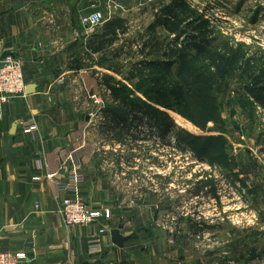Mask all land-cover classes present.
I'll return each instance as SVG.
<instances>
[{
  "label": "rangeland",
  "instance_id": "rangeland-1",
  "mask_svg": "<svg viewBox=\"0 0 264 264\" xmlns=\"http://www.w3.org/2000/svg\"><path fill=\"white\" fill-rule=\"evenodd\" d=\"M173 1L78 0L71 11L81 24L101 13L103 24L88 29L98 34L111 18L128 22V34L120 36L111 53L83 64H95L101 80L149 105L154 103L142 86L143 72H169L187 91L186 104L170 113L173 132L143 120L133 127L138 144L132 137L123 143L115 137L102 147L131 152L141 146L159 158V167L149 160L129 192L157 197L163 229L167 236L175 233L182 246V264H264V91L251 78L264 67V0H186L210 22L218 41L206 55L170 70L138 66L141 37L149 40L154 16ZM156 37L163 40L168 34L158 28ZM96 94L101 103L90 119L110 132L103 110L113 107L111 91L103 84ZM158 176L163 180L158 182ZM212 181L215 186L192 195L197 184Z\"/></svg>",
  "mask_w": 264,
  "mask_h": 264
},
{
  "label": "crops",
  "instance_id": "crops-1",
  "mask_svg": "<svg viewBox=\"0 0 264 264\" xmlns=\"http://www.w3.org/2000/svg\"><path fill=\"white\" fill-rule=\"evenodd\" d=\"M77 3L0 0V61L13 47L27 87L35 86L31 95L0 103V251L25 252L27 264H182V246L175 233L167 236L163 229L157 197L129 192L149 160L159 167V158L141 146L131 152L102 147L113 143L115 133L90 119L103 80L95 64H83L100 54L88 49L98 33L72 15ZM29 118L39 125L34 135L21 127ZM10 144L16 158L8 156ZM71 156L86 174L80 199L94 210L110 211V218L89 227L64 224L47 176L65 179ZM11 227L16 228L7 232ZM119 228L129 239L123 248L112 242L111 232ZM92 236H102L105 252L99 257L87 254Z\"/></svg>",
  "mask_w": 264,
  "mask_h": 264
},
{
  "label": "trees",
  "instance_id": "trees-1",
  "mask_svg": "<svg viewBox=\"0 0 264 264\" xmlns=\"http://www.w3.org/2000/svg\"><path fill=\"white\" fill-rule=\"evenodd\" d=\"M154 18L153 24L148 28L149 35L151 34L149 40L144 42L141 37V49L138 54L143 60L138 66L162 65L170 70L177 64L186 65L194 56L206 55L218 41L210 22L186 0H174L162 7ZM104 25L102 33L90 41L88 49L94 53H111L110 49L119 41L120 36H125L129 32L125 18L114 17ZM158 28H162L168 34L167 39L160 40L156 37ZM251 78L254 79V85L260 86L264 91V67L258 73L254 72ZM141 83L142 86L148 87L154 105L143 104L136 96L111 85L107 79L103 80V84L110 89L114 101L113 107L109 106L103 112L110 122L109 129L115 133L116 140L120 143L127 137L137 140L138 137L132 134L133 127L143 120L158 130L173 132L175 123L170 113H177L186 104L187 91L184 85L173 79L169 72H143ZM208 186L215 184L213 181L208 184L199 183L192 195L201 194Z\"/></svg>",
  "mask_w": 264,
  "mask_h": 264
},
{
  "label": "built area",
  "instance_id": "built-area-1",
  "mask_svg": "<svg viewBox=\"0 0 264 264\" xmlns=\"http://www.w3.org/2000/svg\"><path fill=\"white\" fill-rule=\"evenodd\" d=\"M104 18L101 13H94L82 20V25L87 29H94L103 24ZM10 55L0 61V103L7 104L15 98L27 96L21 61L13 47L5 49ZM64 81H60L63 85ZM95 104L101 103L93 97ZM25 134L34 135L39 131V125L33 118L21 123ZM71 168L65 179L60 180L56 175H48L47 179L54 183L56 196L60 201V215L67 227L81 226L89 227L96 224L102 218H110V211L99 212L92 209L89 204L80 199V190L86 182V174L82 164L74 157H70ZM40 181V177L34 178ZM38 207V204H37ZM16 227L8 228L6 231L14 230ZM102 234L105 232L101 231ZM105 252L102 236H92L88 241L87 254L91 257H99ZM0 264H27L25 252L0 251Z\"/></svg>",
  "mask_w": 264,
  "mask_h": 264
},
{
  "label": "water",
  "instance_id": "water-1",
  "mask_svg": "<svg viewBox=\"0 0 264 264\" xmlns=\"http://www.w3.org/2000/svg\"><path fill=\"white\" fill-rule=\"evenodd\" d=\"M18 8H19V6H18ZM9 55H10V54H9L8 52H5V53L3 54V56L1 57V60L5 59V58H6L7 56H9ZM34 91H35V86H32V85L28 86L27 89H26V93H27L28 95L33 94ZM15 129H16V126H14V130H13L12 134L15 133ZM11 146H12V145L10 144V146L8 147V156H9L10 158H16L17 156H16L15 154H12V153L10 152ZM111 237H112V242H113V244H114L116 247H118V248H123V247H124V244L129 240L128 237H125V236H123V235L121 234V229H120V228H119V229H115V230H113V231L111 232ZM85 264H89V263H85Z\"/></svg>",
  "mask_w": 264,
  "mask_h": 264
}]
</instances>
